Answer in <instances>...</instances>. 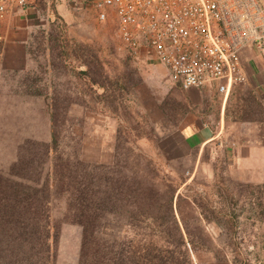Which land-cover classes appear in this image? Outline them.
<instances>
[{
  "label": "rangeland",
  "instance_id": "374dc122",
  "mask_svg": "<svg viewBox=\"0 0 264 264\" xmlns=\"http://www.w3.org/2000/svg\"><path fill=\"white\" fill-rule=\"evenodd\" d=\"M58 2L61 12L54 8L31 34L26 68L0 69V174L38 151L29 141L51 142L52 103L60 115L67 105L64 149L135 189L131 216L118 211L115 233L139 264L145 248L159 250L165 264H264V183H246L238 166L251 147H264V61L243 53L247 78L227 97L214 88L184 90L157 59L126 50L112 17L101 23ZM205 124L219 136L200 152L184 134ZM18 169L26 179L40 171ZM65 198L52 195L53 222ZM81 240L80 226L61 222L54 264H79Z\"/></svg>",
  "mask_w": 264,
  "mask_h": 264
},
{
  "label": "trees",
  "instance_id": "16d2710c",
  "mask_svg": "<svg viewBox=\"0 0 264 264\" xmlns=\"http://www.w3.org/2000/svg\"><path fill=\"white\" fill-rule=\"evenodd\" d=\"M60 109L65 114L68 106ZM60 114L58 105L52 103L51 142L29 141L38 151L19 159L15 171L7 176L0 174V264H54L61 222L82 229L79 264H139L135 252L115 233L118 211L127 208L128 218L131 216L135 189L109 176L108 170H102L104 166L84 161L77 149L66 151L69 143L60 134L64 129V116ZM45 164L49 167L43 176ZM20 166L25 171L40 170L38 178L27 175L26 179ZM64 192L66 211L60 221L53 222L49 216L51 197ZM174 198L172 191L167 202L170 213ZM172 217L175 233L183 242ZM163 260L159 250L153 253L145 248L140 264H165Z\"/></svg>",
  "mask_w": 264,
  "mask_h": 264
},
{
  "label": "built area",
  "instance_id": "2783aa9c",
  "mask_svg": "<svg viewBox=\"0 0 264 264\" xmlns=\"http://www.w3.org/2000/svg\"><path fill=\"white\" fill-rule=\"evenodd\" d=\"M116 24L133 56L154 57L184 90L214 87L227 97L247 78L243 53L264 61V0H68ZM28 0H0V15Z\"/></svg>",
  "mask_w": 264,
  "mask_h": 264
},
{
  "label": "crops",
  "instance_id": "0c3cea01",
  "mask_svg": "<svg viewBox=\"0 0 264 264\" xmlns=\"http://www.w3.org/2000/svg\"><path fill=\"white\" fill-rule=\"evenodd\" d=\"M58 1L28 0V5L24 8L18 7L11 13L0 15L1 72L22 71L26 68L31 34L39 21H42L46 17H52L54 13L56 14V11L61 12L62 9ZM50 2L53 4L52 8L49 5ZM54 8L56 11H54ZM253 56L254 54L251 50L247 59H252L254 58ZM243 62H245V57L243 58ZM249 63L246 64L248 67L250 66ZM261 85L264 86V79H262ZM213 88L208 87L206 89ZM226 101L227 98H224L223 108ZM221 120L223 121V116H221ZM185 134L184 137L187 144L192 147H201L200 152L219 136H216L217 134L206 124L197 129H187ZM235 144L232 153L236 158L240 157V144ZM248 151L247 157L238 163V166L246 171L245 182L249 184L264 183V147H251Z\"/></svg>",
  "mask_w": 264,
  "mask_h": 264
}]
</instances>
